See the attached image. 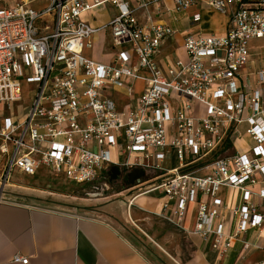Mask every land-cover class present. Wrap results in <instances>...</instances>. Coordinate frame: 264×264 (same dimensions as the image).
Segmentation results:
<instances>
[{
	"label": "built area",
	"instance_id": "1",
	"mask_svg": "<svg viewBox=\"0 0 264 264\" xmlns=\"http://www.w3.org/2000/svg\"><path fill=\"white\" fill-rule=\"evenodd\" d=\"M45 1L0 5V104L12 109L23 99V81L35 85L23 115L0 118L1 195L14 186L16 171L34 175L45 167L84 184L112 169L138 170L134 180L141 186L144 172L163 170L165 176L142 192L160 191L176 224L195 204L193 231L211 249L223 254L235 241L250 249L244 235L264 228V204L256 200L264 199V64L252 80L243 70L248 42L264 37V0H209L221 12L234 6L225 33L188 35L187 58L165 69L155 56L174 30L150 17L139 23L133 11L147 0ZM173 2L180 13L195 0ZM106 4L116 9L107 23L84 18ZM106 27L118 47L109 64L83 55L93 34ZM126 42L131 46L121 47ZM138 78L145 86L134 107L119 108L107 89L120 87L131 96ZM243 137L252 141L246 151L218 153L225 141ZM171 153L178 164L164 170ZM205 158V172L198 174L193 165ZM223 186L237 188L241 202L230 206L219 195ZM227 211L236 218L232 227ZM13 261L28 263L29 257L16 253Z\"/></svg>",
	"mask_w": 264,
	"mask_h": 264
},
{
	"label": "crops",
	"instance_id": "2",
	"mask_svg": "<svg viewBox=\"0 0 264 264\" xmlns=\"http://www.w3.org/2000/svg\"><path fill=\"white\" fill-rule=\"evenodd\" d=\"M147 1L145 6L136 7L133 11L139 23L144 24L146 17H150L154 21L166 23L174 30V33L162 40L155 56L163 69L178 57L183 60L187 58L183 44L188 35L225 33L234 9L233 5H228L225 12H221L211 7L208 4L209 0H195L193 5L178 13L173 10V0ZM248 1L250 4H255L260 0ZM115 12L114 6L106 4L95 7L86 13L84 18L92 25H101L111 20ZM196 14L197 19H194ZM108 29L106 27L93 34L91 47L83 50L85 57L105 64L112 62L118 47L112 41L110 30L111 43L106 46L105 32ZM130 46L129 42L121 44L123 48ZM248 46L250 61L243 73L252 80L255 71L264 64V37L251 39ZM144 86L145 79L138 78L133 83L131 96L120 87H111L106 93L119 108H133ZM227 144L232 150L226 154H231L237 150L246 151L252 145V141L247 137L236 139L234 142L225 141L218 151L219 154ZM207 161L206 158L200 159L193 165V168H197L198 174L205 172L203 165ZM177 164L175 154L171 153L162 162V167L168 170ZM155 171L157 173L152 177L142 179L140 185L146 188L149 183L165 176L163 170L150 169L144 173ZM138 172V170L132 172L133 181L128 189L138 186L139 183L134 180ZM43 176L44 181H48L50 177H56L49 174L48 170ZM12 179L14 186L3 195L0 192V264H173L164 258V262L157 260L143 245L136 244L131 238L129 232L133 230L132 225L135 226L137 219L150 217H152V224L159 223L164 226V229L167 226L171 227L169 235L191 238L189 248L181 249V257L176 264H257L264 262V228L260 234L249 230L244 235V239L252 244L250 249H243L242 243L235 241L225 253H217L211 249L208 242L203 241L193 231L196 205L189 204L184 219L178 225L171 218L170 209L163 207L165 196L157 190L134 194L130 199L125 200L115 198L118 195L95 196L93 201L89 202L85 199L88 203H81L57 197L48 190L47 193L39 187L40 183L29 185ZM258 187L254 185L252 189L256 191ZM43 193L48 195H43ZM219 195L230 206L241 202L240 193L235 187L223 186ZM256 200L264 204V199L257 198ZM86 204H94V206L87 208ZM226 217L232 227L236 219L234 213L227 211ZM139 224L143 225L141 222ZM163 245L166 248V244ZM16 253L28 256L29 262L13 261Z\"/></svg>",
	"mask_w": 264,
	"mask_h": 264
},
{
	"label": "rangeland",
	"instance_id": "3",
	"mask_svg": "<svg viewBox=\"0 0 264 264\" xmlns=\"http://www.w3.org/2000/svg\"><path fill=\"white\" fill-rule=\"evenodd\" d=\"M14 1L15 0H0V5L10 4ZM45 3L46 1L42 0V3H34L33 5L35 7H40ZM109 11L111 12L110 9ZM48 19L49 18L47 17V20ZM105 43L106 46L111 43L109 29L105 32ZM34 88V84L23 81V99L15 102L12 109L0 104V118L9 115L10 112H14L19 116L23 115V113L28 109L30 105L31 98L34 94ZM119 141L123 142V139L121 138ZM231 150L232 149L230 148V145L227 144L225 148L221 151V154H226ZM47 170V168L42 167L34 175H29L16 171L13 175L12 180L29 185H35L40 183L38 185L41 189L53 192L54 195L57 197L70 199L72 201H79L81 203H88L85 202V199H88L89 202L93 201L92 199H94L95 196L105 197L111 195H118L115 196V198H121L124 200L126 198L130 199L132 195L142 193L144 189V186H137L136 188L128 189L133 181L132 172L134 170L123 169L116 171L112 169L109 170V172L101 174L98 178L94 179L93 181L84 184L71 182L65 180L62 177H50L48 181H44L45 177L43 176V174H46ZM156 173V171L144 173L141 179L146 180ZM159 181L160 180H157L155 182ZM119 192L123 193L121 194L122 196L117 194ZM47 193H43V195H48ZM86 206L88 208L94 206V204H86ZM139 222H141L143 225H140ZM137 223V225L135 224V226L132 225V227L134 228L132 231L129 232L131 234L132 240L136 244L143 245L154 258H157V260H161L164 262V258L167 261L176 264V262H178L179 260V257H181V249L186 247L189 248V242H192L189 236L182 237L180 235H169L171 227L167 226L164 229V226L159 223L152 224V217L137 219ZM164 243L166 244L167 250L163 245Z\"/></svg>",
	"mask_w": 264,
	"mask_h": 264
}]
</instances>
